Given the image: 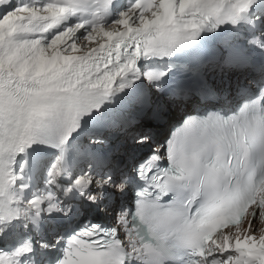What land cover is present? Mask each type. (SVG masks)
I'll return each mask as SVG.
<instances>
[{
  "label": "snow or ice",
  "instance_id": "snow-or-ice-1",
  "mask_svg": "<svg viewBox=\"0 0 264 264\" xmlns=\"http://www.w3.org/2000/svg\"><path fill=\"white\" fill-rule=\"evenodd\" d=\"M0 264H264V0H0Z\"/></svg>",
  "mask_w": 264,
  "mask_h": 264
},
{
  "label": "bare ground",
  "instance_id": "bare-ground-1",
  "mask_svg": "<svg viewBox=\"0 0 264 264\" xmlns=\"http://www.w3.org/2000/svg\"><path fill=\"white\" fill-rule=\"evenodd\" d=\"M161 99V98H159ZM222 99L221 96H219V101ZM161 100H164V99H161ZM213 103V102H212ZM128 111V114H131V110L130 108L127 110ZM169 112V116L167 115ZM164 116V119L163 121L161 122H156V121H153L152 119L149 121V123H153V125H151V127H160L161 129H164L166 127V123L167 122H173L175 119H176V109L174 106H166V111L164 112L163 114Z\"/></svg>",
  "mask_w": 264,
  "mask_h": 264
}]
</instances>
